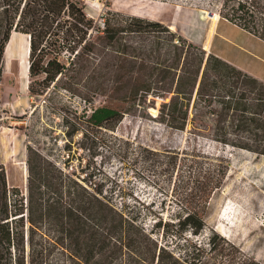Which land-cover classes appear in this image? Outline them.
<instances>
[{
    "label": "trees",
    "instance_id": "trees-1",
    "mask_svg": "<svg viewBox=\"0 0 264 264\" xmlns=\"http://www.w3.org/2000/svg\"><path fill=\"white\" fill-rule=\"evenodd\" d=\"M219 16L264 42V0H221ZM100 18L97 26L75 0H0V82L6 45L17 32L29 37L30 96H43L61 79L84 78V102L100 95L117 103L84 110L78 125L85 132H112L125 114L152 110L150 119L168 129L185 132L191 124L193 134L207 129L222 144L235 146L220 124L232 117L244 133L264 135V82L159 21L112 10ZM3 112L0 105V126ZM26 152L25 188L10 186L0 164V264H202L204 253L212 261L223 254L215 232L206 247L196 237L206 229L209 200L224 186V158L138 147L137 158L166 175L177 196L176 208L161 203L142 214L117 208L49 158H32L31 147Z\"/></svg>",
    "mask_w": 264,
    "mask_h": 264
},
{
    "label": "rangeland",
    "instance_id": "rangeland-1",
    "mask_svg": "<svg viewBox=\"0 0 264 264\" xmlns=\"http://www.w3.org/2000/svg\"><path fill=\"white\" fill-rule=\"evenodd\" d=\"M75 1L97 26L101 25V14L107 10L141 15L163 23L198 47L209 41L212 24L217 20L226 22L219 16L221 0ZM12 33L14 42L7 60H3L0 82V105L4 111L0 126V164L10 186L22 189L26 183V146H29L33 150L32 158H49L82 184L101 190L117 208L122 205L145 214L150 210L159 211L163 203L171 210L176 208L177 198L172 193L173 184L166 175H154L143 159L137 158L138 147L188 148L216 154L228 162V173L222 189L209 200L206 229L196 240L206 247L211 231L215 232L214 245L217 250L223 248V254L212 261L211 254L204 253L202 264H264V155L237 147L248 144L264 150L262 132L257 136L244 133L238 118L225 119L220 124L231 130L228 139L235 145L231 146L215 141L207 129L193 134L191 124L185 132L168 129L150 119L156 116L152 110L147 115L125 114L112 132H85L78 125L84 110L103 105L115 107L117 103L111 97L100 95L88 97L90 103L84 102L83 86L87 83L84 78L61 79L43 96H30L22 50L26 35ZM221 35L227 38L228 44L221 42ZM213 47L264 82V42L221 23ZM206 124L208 129L213 128L209 121Z\"/></svg>",
    "mask_w": 264,
    "mask_h": 264
},
{
    "label": "crops",
    "instance_id": "crops-1",
    "mask_svg": "<svg viewBox=\"0 0 264 264\" xmlns=\"http://www.w3.org/2000/svg\"><path fill=\"white\" fill-rule=\"evenodd\" d=\"M221 23H223V24H227V25H231V26H233V27H236V26H234V25H232V24H230L229 22H221L220 20H217V22L216 23H214V24H212V27H213V34H212V36L210 37V39H209V41L208 42H206L204 45H203V50H205L207 53H211V54H213V55H215L216 57H218V58H220V59H222V60H224V61H226L227 63H229V64H231V65H233L234 67H236V68H238V69H240L241 71H243V69H242V67H240L237 63H235L232 59H230L229 57H226V56H224L223 54H222V51H219V50H215L214 49V47H213V39H214V37H215V35H216V30H217V28L220 26V24ZM237 28V27H236ZM169 29L171 30V28L169 27ZM239 29V28H238ZM241 30V29H240ZM244 32V31H243ZM246 33V32H245ZM247 34V33H246ZM249 35V34H248ZM221 42L223 43V44H228V40H227V38L226 37H224L223 35H221ZM243 72H245V71H243ZM246 73V72H245ZM247 74H249V73H247ZM250 75V74H249ZM255 78V77H254ZM259 80V79H258Z\"/></svg>",
    "mask_w": 264,
    "mask_h": 264
},
{
    "label": "bare ground",
    "instance_id": "bare-ground-1",
    "mask_svg": "<svg viewBox=\"0 0 264 264\" xmlns=\"http://www.w3.org/2000/svg\"><path fill=\"white\" fill-rule=\"evenodd\" d=\"M136 16H141V15H136ZM212 18H215V16H213ZM13 35H14V33H11L9 41L6 45L5 52H4V59H3L4 61L7 60V53L9 51V48L12 46V43L14 42V36ZM22 50L24 51V55H25L24 71L27 73V71H28V60L27 59L29 56V37H28V35H26L25 45H24V48L22 47Z\"/></svg>",
    "mask_w": 264,
    "mask_h": 264
},
{
    "label": "water",
    "instance_id": "water-1",
    "mask_svg": "<svg viewBox=\"0 0 264 264\" xmlns=\"http://www.w3.org/2000/svg\"><path fill=\"white\" fill-rule=\"evenodd\" d=\"M25 181H26V164H25ZM25 182H24V188H25Z\"/></svg>",
    "mask_w": 264,
    "mask_h": 264
},
{
    "label": "built area",
    "instance_id": "built-area-1",
    "mask_svg": "<svg viewBox=\"0 0 264 264\" xmlns=\"http://www.w3.org/2000/svg\"><path fill=\"white\" fill-rule=\"evenodd\" d=\"M85 186L90 189V186H87V185H85Z\"/></svg>",
    "mask_w": 264,
    "mask_h": 264
}]
</instances>
